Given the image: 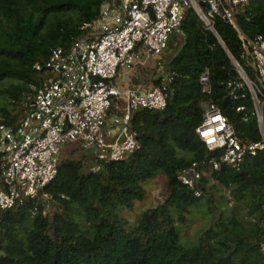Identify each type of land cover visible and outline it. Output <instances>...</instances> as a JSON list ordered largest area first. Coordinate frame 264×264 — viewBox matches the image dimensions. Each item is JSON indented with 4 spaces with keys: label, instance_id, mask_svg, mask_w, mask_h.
Here are the masks:
<instances>
[{
    "label": "trees",
    "instance_id": "1",
    "mask_svg": "<svg viewBox=\"0 0 264 264\" xmlns=\"http://www.w3.org/2000/svg\"><path fill=\"white\" fill-rule=\"evenodd\" d=\"M102 1L0 0V83L6 84L0 123H17L21 97L47 75L34 64L45 62L51 48H67L88 34L82 25L98 17ZM234 15L246 37L264 34V0H248ZM212 20L214 31L191 7L185 9L180 31L169 36L165 49L175 51L163 66L175 73L166 105L132 112L131 130L139 143L132 154L97 162L78 145L66 144L57 174L41 192L0 211V264H264V149L247 154L238 170L224 164L212 169L209 160H218L221 151L208 149L195 133L202 104L210 102L240 139L260 138L249 98L229 95L227 82L240 80L230 56L262 96L264 86L236 29L221 16ZM206 70L203 90L200 75ZM151 81L155 85L159 79ZM240 104L244 109L238 111ZM88 158L94 159L92 164ZM192 163L201 169L195 184L200 196L177 179ZM94 164L96 171L90 169ZM157 174L164 175L162 202L144 208L128 226L118 208L131 209L142 200L143 183ZM46 199L53 206L50 212ZM201 199L209 222L190 240L183 226ZM230 200L233 205L226 211Z\"/></svg>",
    "mask_w": 264,
    "mask_h": 264
},
{
    "label": "built area",
    "instance_id": "2",
    "mask_svg": "<svg viewBox=\"0 0 264 264\" xmlns=\"http://www.w3.org/2000/svg\"><path fill=\"white\" fill-rule=\"evenodd\" d=\"M248 0H104L98 17L82 25L88 34L67 47L51 48L45 62L34 69L47 75L20 100V117L15 125L0 123V211L35 198L57 174L61 150L78 143L97 162L122 160L138 147L131 130V114L137 109L160 110L166 105V89L174 72L163 70L160 55L170 34L180 31L184 11L191 7L204 26L214 31L213 15L221 16L236 29L242 47L251 58L257 78L264 86V34L246 37L238 30L234 9ZM155 59L158 84L140 89L118 83L120 70L137 62ZM238 81L227 82L234 100L249 98L260 138L242 140L228 118L213 103L202 104V120L195 128L208 149L221 151L209 160L212 169L220 165L239 169L247 154L264 149V96L237 67ZM208 72L200 75L207 90ZM238 111L243 105L236 107ZM245 119V118H244ZM98 164L91 166L98 170ZM201 169L192 163L177 179L193 189ZM43 196H46L43 195ZM264 250V240L260 244Z\"/></svg>",
    "mask_w": 264,
    "mask_h": 264
},
{
    "label": "rangeland",
    "instance_id": "3",
    "mask_svg": "<svg viewBox=\"0 0 264 264\" xmlns=\"http://www.w3.org/2000/svg\"><path fill=\"white\" fill-rule=\"evenodd\" d=\"M176 31L174 30L171 34L170 37H172ZM175 51L174 49H168L165 50L161 55L160 58L162 61V65L167 62L170 57L174 55ZM155 59H144L141 64V62H137L135 66H138V69L141 70L142 72L147 70V75L149 76L150 79L155 77L157 75V64H156ZM122 73H125V76L123 79L118 78L119 83H123L124 79L128 78L130 81L133 83L135 82V75L133 71L128 70L126 71L125 69H121ZM6 86L4 83H0V105L6 102V94L2 93L1 90L2 88ZM78 145V143H72ZM79 146V145H78ZM94 159H89L87 160V164H92ZM163 184H164V175L163 174H157L155 177L147 179L143 183V187L145 190V195L142 200L135 201L134 205L131 209H127L125 207H120L118 208V213L120 216L124 217L127 219L128 226H133L136 222V219L138 217V214L146 207H153L162 202L163 196H164V190H163ZM221 193L226 197L229 198V193L227 190H222ZM217 194L215 193V199H217ZM233 205L232 201L227 202L226 206V211H230L229 209ZM229 207V208H228ZM53 206L51 205V202L46 199V211L50 212ZM205 207H204V201L201 199L196 205L191 207V213L188 215L189 221L186 226H183V233L184 236L187 239L194 240L196 233L199 228H203L204 226L207 225L209 222V215L205 213Z\"/></svg>",
    "mask_w": 264,
    "mask_h": 264
},
{
    "label": "crops",
    "instance_id": "4",
    "mask_svg": "<svg viewBox=\"0 0 264 264\" xmlns=\"http://www.w3.org/2000/svg\"><path fill=\"white\" fill-rule=\"evenodd\" d=\"M142 63L143 62L141 61V64ZM130 70L133 71V73L135 75V82L132 83L130 81V79L126 78V79H124L123 83H119V81H118L119 84L131 85L133 87L140 88V89H147V88H151L153 86L151 79L149 78V76L146 73L147 70L146 71L144 70L142 72L141 70L138 69V66H135ZM126 71H128V70H126ZM125 73H122V70H120L118 78L120 77V79H123L125 76ZM118 78H117V80H118Z\"/></svg>",
    "mask_w": 264,
    "mask_h": 264
},
{
    "label": "water",
    "instance_id": "5",
    "mask_svg": "<svg viewBox=\"0 0 264 264\" xmlns=\"http://www.w3.org/2000/svg\"><path fill=\"white\" fill-rule=\"evenodd\" d=\"M224 19H226V18H224ZM219 39V38H218ZM219 42L223 45V43H222V41L219 39ZM230 58H231V60H232V62H233V64L234 65H236L237 67H239V68H241L240 67V65L236 62V60L234 59V58H232L231 56H230ZM243 71V70H242ZM244 73V72H243ZM245 75V74H244ZM246 76V75H245ZM247 78V77H246ZM248 79V78H247Z\"/></svg>",
    "mask_w": 264,
    "mask_h": 264
}]
</instances>
